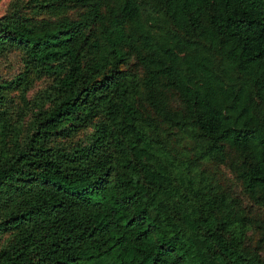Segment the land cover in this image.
Instances as JSON below:
<instances>
[{
  "label": "trees",
  "instance_id": "obj_1",
  "mask_svg": "<svg viewBox=\"0 0 264 264\" xmlns=\"http://www.w3.org/2000/svg\"><path fill=\"white\" fill-rule=\"evenodd\" d=\"M32 1L0 49L53 84L24 138L0 94V264H264V0ZM67 121L89 143L48 146Z\"/></svg>",
  "mask_w": 264,
  "mask_h": 264
},
{
  "label": "rangeland",
  "instance_id": "obj_2",
  "mask_svg": "<svg viewBox=\"0 0 264 264\" xmlns=\"http://www.w3.org/2000/svg\"><path fill=\"white\" fill-rule=\"evenodd\" d=\"M13 12L25 16H42L32 0H0V16ZM10 82H13L9 85L10 89L2 86ZM52 82L53 78L42 75L32 67L21 51L13 48L0 49V94L4 100L1 110L5 113L3 120L4 122L6 120L9 130L12 127L17 129L18 136L21 138L36 132L37 122L42 112L49 106L43 95L52 86ZM92 126V124H85L78 128H71L74 127V122H63L56 128L57 132L67 128L74 131L68 136L51 137L47 145L63 151L87 145ZM223 171L226 178L233 183L231 176L225 169ZM233 185L238 191L237 185L234 183ZM5 237L0 236V248L4 245Z\"/></svg>",
  "mask_w": 264,
  "mask_h": 264
}]
</instances>
